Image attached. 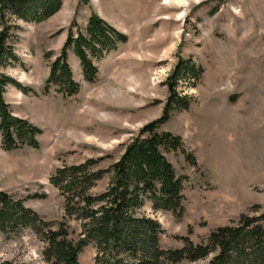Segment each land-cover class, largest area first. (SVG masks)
Returning a JSON list of instances; mask_svg holds the SVG:
<instances>
[{"label":"rangeland","instance_id":"rangeland-1","mask_svg":"<svg viewBox=\"0 0 264 264\" xmlns=\"http://www.w3.org/2000/svg\"><path fill=\"white\" fill-rule=\"evenodd\" d=\"M5 13L0 32L12 26L19 61L3 71L23 88L8 85L4 95L13 114L42 132L38 147L11 150L4 149L0 133V191L24 199L52 229L65 223L71 239H79L81 222L65 212V197L51 176L89 158H102V169L121 158L139 129L163 115L167 78L180 60L190 59L202 68L200 77H182L176 87L187 95L188 107L175 108L162 126L181 135L194 156L167 155L184 179V213L151 205L143 211L161 223L166 248L182 246L187 236L207 243L213 230L238 224L241 214L264 212V0H63L56 14L40 22ZM93 14L128 40L95 60L93 83L71 48L69 63L81 90L71 97L57 86L47 90L50 63L70 29L83 31ZM110 177L107 172L92 193L103 192ZM44 238L30 227L0 230V262L50 264ZM96 254L89 243L80 264H95ZM209 258L180 264H206Z\"/></svg>","mask_w":264,"mask_h":264},{"label":"trees","instance_id":"trees-1","mask_svg":"<svg viewBox=\"0 0 264 264\" xmlns=\"http://www.w3.org/2000/svg\"><path fill=\"white\" fill-rule=\"evenodd\" d=\"M63 0H3L0 16L5 10L18 19L40 22L56 14ZM11 25L0 32V133L4 149L23 146L38 147L42 130L13 114L6 101L8 85L23 88L4 68L19 61ZM128 40L127 34L93 14L83 31L70 29L60 53L50 63L46 88L57 86L67 97L81 90L74 79L69 63L72 48L78 57L86 81L97 80L99 68L95 63L120 43ZM51 58L52 53L45 55ZM202 68L192 60H180L172 75L167 78L168 101L161 117L145 124L139 133L125 144L123 154L109 168L98 164L102 158H89L84 162L65 165L51 176V182L65 197V212L75 214L81 222V237L71 239L66 224L61 222L52 229L24 199L0 191V230L17 231L24 227L43 232L46 240L45 259L50 264H80L79 254L89 243L97 247L95 264H180L183 260L209 258L206 264H264V212L259 215L241 214L238 224L221 226L209 234L207 243L194 242L184 237L182 246L162 245L161 223L146 214L144 207L153 210H170L178 216L184 213V179L180 176L170 153L182 151L188 160L183 137L162 129L171 112L177 107H188L187 95L176 88L182 77H200ZM194 161V160H193ZM109 172L110 181L103 192L92 189ZM47 226V229H42ZM0 264H31L25 261L3 260Z\"/></svg>","mask_w":264,"mask_h":264}]
</instances>
